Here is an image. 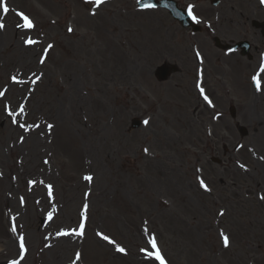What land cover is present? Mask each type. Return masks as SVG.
Listing matches in <instances>:
<instances>
[{
    "label": "rangeland",
    "instance_id": "374dc122",
    "mask_svg": "<svg viewBox=\"0 0 264 264\" xmlns=\"http://www.w3.org/2000/svg\"><path fill=\"white\" fill-rule=\"evenodd\" d=\"M195 1L204 20L222 19L226 36H240L244 22L258 40L251 21L264 16L252 13L255 0H224L215 9L208 0ZM7 5V15L0 10V264L21 257L18 233L29 246L20 264H158L141 252L154 251L151 236L172 264H264V170L252 167L258 154L264 157V100H253L250 80L260 52L252 61L217 57L203 34L181 28L164 9L140 10L136 0H108L102 7L82 0ZM16 10L34 19L32 30H24ZM34 37L39 42L26 46ZM196 46L206 52L211 104L195 90ZM164 61L182 71L158 82L154 70ZM19 74L41 78L33 90L12 88L10 77ZM24 100L23 121L39 127L9 122L5 104L14 110ZM134 117L144 121L137 129L130 127ZM237 122L248 128L246 136ZM248 152L245 171L240 165ZM213 155L224 164L212 162ZM87 174L102 178L89 184ZM27 175L40 180L33 185ZM204 177L212 194L199 184ZM46 211L55 214L50 224H43ZM79 215L81 238L56 235L75 227ZM98 232L126 251H116Z\"/></svg>",
    "mask_w": 264,
    "mask_h": 264
},
{
    "label": "snow or ice",
    "instance_id": "6c2138e0",
    "mask_svg": "<svg viewBox=\"0 0 264 264\" xmlns=\"http://www.w3.org/2000/svg\"><path fill=\"white\" fill-rule=\"evenodd\" d=\"M92 2L95 3L97 6H99V5L103 4V3H106L107 0H92ZM262 2H264V0H262ZM142 7L149 8V7H152V5L142 4ZM192 7L193 6H189L188 12H189V15L192 16V19L196 20L197 17L195 15H193ZM0 10H2L5 15H7V13L10 11V8L7 5V0H0ZM16 15L23 21V25H22L23 27L28 28V29L34 28V26H35L34 23L23 12H17ZM18 26H21V25H18ZM4 27H5V25L2 22H0V30H2ZM68 31H72V29L69 28ZM26 43L27 44H34V43H37V41H34L32 39H28L26 41ZM51 47H52V45H48V48H51ZM197 55H199V53H197ZM40 62L43 63L44 61L41 60ZM260 73H264V62L261 63V65L259 66L258 72L255 75H253V77H252V81L255 84L257 91L261 90V84H260V79H259ZM37 79H39V77H37ZM12 80H13V82L19 83V81H17L16 77H12ZM197 87L199 88L201 94L203 95L204 94V89L202 87H200L199 84H197ZM3 95H4V92L0 91V96H3ZM204 99L209 104H211V101L209 100L207 95H204ZM24 112H25V109H24L23 106H20L19 113H15V112L10 111L9 115L13 116V123H17V120L15 119V116L16 115H23ZM147 123H148V121H145V124H147ZM19 126L21 128H25V130H28V126L25 125V124H20ZM35 127H39V125H35ZM47 127L49 129H51L53 127V125L49 124V125H47ZM144 151H145V153H147L148 149L145 148ZM261 159H264V157H261ZM240 167H241V169H244L245 171L247 170L246 166L243 165V164H241ZM84 179H86L87 181L91 182L93 177L92 176H85ZM29 183L34 184L35 181H30ZM199 184H200V186L202 188H204L205 191H211V189L207 187V185L205 184V182H204V180L202 178L199 179ZM47 187L49 188V194L51 195L52 186L48 185ZM261 199H264V196H262ZM21 202L23 203V198H21ZM87 208H88V205L85 204L84 205V210L85 211H84V213H82V215L86 214ZM221 215H223V213H221ZM49 218H51V215H50ZM83 228H84V225H83V223H81L79 231H75V230H73V231H63V232L58 233V234L59 235H72V234H75V235L81 236V235H83ZM13 231H15V228H13ZM145 231H147V230H145ZM97 235L100 236L103 240L107 241L109 244L115 245L116 251L121 252V253H124L126 251L123 247H120L119 245H116V242L114 240H112L109 236L104 235V234L99 233V232L97 233ZM221 235L223 236L224 245L228 246V244H229L228 237L226 235H224L223 233H221ZM147 243H148V245L151 246V249H153L154 251H150V250H148V248H142L141 252L144 253L145 258L147 260H150V261L151 260L159 261V264H166L163 256L160 253V250L158 248V245H157L155 237L154 236L149 237V239L147 240ZM20 249H21V260H22L24 258L23 254L26 252V247H25V244H24V237L23 236L20 237ZM75 257H76V260H79L80 259V253L77 252L75 254ZM11 264H20V261L13 260L11 262ZM73 264H75V261L73 262Z\"/></svg>",
    "mask_w": 264,
    "mask_h": 264
},
{
    "label": "bare ground",
    "instance_id": "6f19581e",
    "mask_svg": "<svg viewBox=\"0 0 264 264\" xmlns=\"http://www.w3.org/2000/svg\"><path fill=\"white\" fill-rule=\"evenodd\" d=\"M31 75V74H30ZM30 75H27V74H19V76H16V78H17V81H19V83H17V82H13V86H12V88H14V86H20V87H22L23 89H27V90H33V84H34V82H35V79L36 78H34V77H32V76H30ZM253 100H255V101H259V103L260 102H263V100H264V89L259 93V92H257V93H255V95L253 96ZM26 103H28L27 101H26ZM28 110V108L26 109V111ZM3 114V113H2ZM7 116H8V118H9V122L10 123H13V116H10L9 115V113L8 114H6ZM61 115V113L59 114L58 113V116H60ZM24 116H25V114H23V115H21V116H15V119L17 120V123L16 124H18V123H21V122H23V124H25V125H27L28 127H34L35 125H40V124H38V123H35V124H26L27 123V121L26 122H24L23 121V119H24ZM3 118H4V115H3ZM49 124H51V125H53V127H54V124L53 123H47L46 124V127H47V125H49ZM98 122L97 121H95V127H94V130L96 131V132H98ZM52 127V128H53ZM48 128V127H47ZM51 128V129H52ZM49 129V128H48ZM42 138L43 139H45V137L44 136H42ZM71 138V137H70ZM241 149H244V152H245V154H246V150H245V145H243L242 146V148ZM248 155H249V152H248V154H247V158H248ZM255 156H257L256 154H254ZM258 157H259V161L260 162H258L257 161V163L256 164H252V167L253 168H255V169H260V170H264V159H261V155H259L258 154ZM140 160L142 161V162H144L145 161V159H143V158H140ZM149 162H151V160H150V158H149V160H148ZM251 162L249 161V158H248V161L246 162V166L247 167H249L248 166V164H250ZM93 167H95L96 166V164H93L92 165ZM137 173H140V169H138L137 170ZM100 178H102V175L101 174H99L98 175V177H97V180H99ZM26 179H28L29 181H35L36 183H37V181H39L40 179L39 178H37L36 176H34V175H27L26 176ZM97 180H95V177L93 178V181H91L89 184H92V183H95V181H97ZM49 181H47L46 183H45V188H44V190H45V194H46V192H47V190H48V185H50V183H48ZM7 202V201H6ZM39 203H41V201L39 200L38 201V204ZM7 218L8 219H15L16 217H17V214H13L11 211H7ZM80 222V218L78 217V222L77 223H79ZM11 232V231H10ZM12 233V232H11ZM78 239L79 237L78 236H76V237H74V236H70V237H68V239H71V240H74V239ZM10 249H12V246L10 245Z\"/></svg>",
    "mask_w": 264,
    "mask_h": 264
},
{
    "label": "water",
    "instance_id": "95a60500",
    "mask_svg": "<svg viewBox=\"0 0 264 264\" xmlns=\"http://www.w3.org/2000/svg\"><path fill=\"white\" fill-rule=\"evenodd\" d=\"M168 67H170V66L165 65V66L160 67L158 69V73H159L161 79H164V78L167 77V75H168Z\"/></svg>",
    "mask_w": 264,
    "mask_h": 264
}]
</instances>
